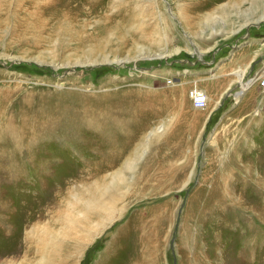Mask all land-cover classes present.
<instances>
[{
  "label": "rangeland",
  "instance_id": "obj_1",
  "mask_svg": "<svg viewBox=\"0 0 264 264\" xmlns=\"http://www.w3.org/2000/svg\"><path fill=\"white\" fill-rule=\"evenodd\" d=\"M28 1L0 0L1 83L57 91L72 87V74H78V87L101 93L106 89L101 80L123 68L122 75L138 81L143 94L157 95L158 108L154 114L141 109V140L119 166L123 181L112 184V170L90 186L81 185L78 174L79 182L72 183L75 178L66 177L78 171L81 158L71 151L47 175L49 181H63L59 200L48 199L41 207L36 188L41 176L33 174L31 162L25 183L0 176V221L8 214L2 208L5 198L23 207L21 216L9 217L7 235L0 234V264H236L238 240L250 222L255 220L264 238V222L252 211L264 216V91L257 82L250 87L259 96L249 112L255 122L242 127L244 119L232 117L242 105L236 77L240 53L258 51L245 80L264 72V0H48L49 7L44 0ZM119 36L136 40L120 53L114 45L109 48ZM108 53L132 60L103 62ZM215 73L225 81L223 93L218 84L209 86L218 80ZM194 85L210 87L209 101L206 122L192 139L196 175L183 186L187 175L171 182L155 167L170 151L159 142L176 134L181 106L191 99ZM0 147L12 148L13 140L2 139ZM68 180L72 184L64 185ZM217 187L222 189L213 190ZM48 193L54 199L55 192ZM42 209V229L31 233ZM23 219L37 252L19 250L25 243L19 236ZM78 223L84 229L70 233ZM262 249L260 241L254 264L264 260Z\"/></svg>",
  "mask_w": 264,
  "mask_h": 264
},
{
  "label": "bare ground",
  "instance_id": "obj_2",
  "mask_svg": "<svg viewBox=\"0 0 264 264\" xmlns=\"http://www.w3.org/2000/svg\"><path fill=\"white\" fill-rule=\"evenodd\" d=\"M82 1L88 2L90 0ZM28 3L34 4L35 2L34 0H29ZM43 3L44 7H49L48 0H44ZM63 21L65 22V20ZM117 38V43H110L109 48L111 49L114 45L117 47L116 52L120 51V53H123L136 40V38L126 39V37L122 36ZM139 39H141V35L137 36V40ZM102 48L93 50L101 52ZM110 55V53L103 55V62L125 64L132 60L129 57L124 59L117 58L116 55V58ZM88 61L91 64L99 62L96 58H88ZM123 70V68H120V74L107 75L101 80V84L106 86L105 91L101 93L92 88L83 90L82 87H78L77 85L80 83L79 80L81 78L78 74H72L74 82L72 87L62 88L57 91H33L30 90V87L25 86V82H20V84L13 86V84H8V82L1 83L0 79V141L2 139L13 140L12 148L0 147V176H3L6 180H9V178L17 180L20 177L22 183H25L27 181L25 178L27 174L25 167L27 166V161L31 162L33 174H39L44 177L37 179L36 188H39L37 191H39L40 205H45L48 199L50 200L49 202L54 203L59 200L63 181L62 179L61 181L60 179L50 180L53 184L50 185L49 176L47 175H50L53 169L56 168L57 160L63 158L62 155H69L71 151L74 152V155H79L81 158L78 160V164L73 160V165L76 164L75 167L79 173L75 171V174L73 173L71 176H69L70 174H63L65 177L69 176L66 178H75V181L72 179L74 182L68 180L64 185H70L69 183L71 182H79L77 181L78 174L82 180L81 185L90 186L92 183L98 182L99 177L112 170H116L113 172L115 174L112 178V184L125 180L124 173H121L119 166L125 157L134 151L136 143L141 140V109L148 107L149 112L151 111L154 114L156 108H158L156 104L158 99L155 93L143 94L141 84L138 81H127L125 75H122ZM253 80H248L243 84V91ZM64 83L62 82L58 86L63 87ZM154 135H156L155 132L153 133ZM47 142L54 143L52 145L57 147L49 148L50 146ZM58 153H61V155ZM91 153H95V156H91ZM75 159L77 160L76 157ZM133 166L132 168H135V165ZM1 181H3L2 178ZM50 189L53 193L55 192L53 200L48 196ZM74 197L77 201H83L78 194H74ZM12 200L5 198V202L2 203L3 211L7 210L8 214L5 212V216L0 221V234L7 235L9 217L15 214L21 216L23 213V207L12 204ZM39 211L40 214L38 211L36 212L37 224H33L30 230L31 233H33L35 228L37 231L42 229V225L39 222L44 218V211L43 209ZM252 211L257 215L258 221L263 223L264 216L262 213L256 209ZM113 219H116V216ZM26 221L23 219L22 224L24 227L22 228L24 231L22 230L19 234V236L21 234L24 235L22 237H25V243H22L19 250L25 248L27 252L30 250L37 252L38 243L33 236H30V232L27 230L30 224L25 227ZM113 222H108L103 227V230L105 231L106 226ZM254 222L255 220L250 222L248 232L244 236L239 237L238 241L240 244L236 251L239 258L236 264H254L255 258L260 257L257 256L259 253L257 246L260 241L264 243V238H262L263 233H260L255 228ZM82 229H84L82 224H74L71 225L70 233H77ZM65 238L60 241L62 242V248L67 243ZM261 251L263 253L260 252V254H264V249ZM262 257L264 259V256ZM263 261L260 263L259 260V263L263 264Z\"/></svg>",
  "mask_w": 264,
  "mask_h": 264
},
{
  "label": "crops",
  "instance_id": "obj_3",
  "mask_svg": "<svg viewBox=\"0 0 264 264\" xmlns=\"http://www.w3.org/2000/svg\"><path fill=\"white\" fill-rule=\"evenodd\" d=\"M240 54V61L242 64L236 74V77L238 78L242 87L239 92L243 91L244 83H246L248 80H253V78H248L245 80V76L248 72L249 65L251 64L252 60L257 56L258 51L247 50L243 51V53ZM212 75L218 76L217 73ZM218 77H215L214 79L218 80L213 81L211 84H209V86H216L218 84L221 89V93H223L225 92V89L227 90V88L223 86L225 81L220 76ZM255 80H253L249 84L250 86L246 88L245 91H243L244 93L242 92L243 94H241L242 96L239 98L240 100L242 98V105L235 107L232 114V117L234 118L244 119V122H242L241 124L242 127L248 128L250 127V124L254 123L256 120L252 117L251 114H249V112L253 111V107H255L254 104L259 99L257 90L254 88L250 89V87L256 83ZM256 84L260 87L259 83ZM260 89L262 88L260 87ZM204 90L207 93V91L210 90V87L207 86V88L205 87ZM262 91H264V89H262ZM239 92H237V94ZM205 110L206 108H196L193 104L192 99H189L187 103H184L181 106V114L179 116V127L175 129V136L173 135V137L170 139H162L159 142V145L163 143L168 147L170 151L168 155H166L165 157L163 156V162L159 163V165L155 168H158V170H160L162 174L169 176L171 178V182L173 181V177L187 175L183 186L186 184L188 185L192 181V178L196 175L194 153L195 146L193 144L192 139L197 133V130L202 128L204 126V123L206 122L207 118L205 117V113H203ZM257 112L260 113V110H258ZM177 133H179V135ZM180 133L183 134L180 135ZM170 188L165 187V189L167 190H169ZM220 189L222 188H213V190Z\"/></svg>",
  "mask_w": 264,
  "mask_h": 264
},
{
  "label": "built area",
  "instance_id": "obj_4",
  "mask_svg": "<svg viewBox=\"0 0 264 264\" xmlns=\"http://www.w3.org/2000/svg\"><path fill=\"white\" fill-rule=\"evenodd\" d=\"M251 78H255V82L259 83V85L264 89V72H257L252 75ZM189 95L193 101V104L196 108H206L208 106V95L206 91L202 88L194 85L190 90Z\"/></svg>",
  "mask_w": 264,
  "mask_h": 264
}]
</instances>
